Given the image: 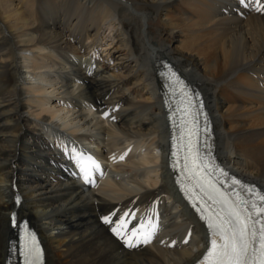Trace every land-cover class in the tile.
<instances>
[{"label":"bare ground","instance_id":"obj_1","mask_svg":"<svg viewBox=\"0 0 264 264\" xmlns=\"http://www.w3.org/2000/svg\"><path fill=\"white\" fill-rule=\"evenodd\" d=\"M166 63L203 97L218 160L264 190V0H0V264L25 217L46 264L205 254L169 166ZM87 151L94 185L73 159ZM137 208L162 230L130 249L112 229Z\"/></svg>","mask_w":264,"mask_h":264},{"label":"snow or ice","instance_id":"obj_2","mask_svg":"<svg viewBox=\"0 0 264 264\" xmlns=\"http://www.w3.org/2000/svg\"><path fill=\"white\" fill-rule=\"evenodd\" d=\"M189 135L194 136L195 132L190 131ZM73 159L80 171L84 173L86 181L89 180L90 174L99 168L95 160L83 153H77ZM199 161L195 141L190 140L189 154L184 157L183 167L187 170L189 177L195 179L196 187L200 188L207 199L220 206L215 213L203 216L211 231V238L206 254L199 264H264V194L254 193L255 201L245 200L236 194V200L232 201L206 178L203 172V167L206 165L202 166ZM232 183L240 184L241 182L233 180ZM248 191L253 190L248 189ZM256 201L261 203L258 204ZM198 211L208 212V209H198ZM105 223L112 224L113 221L105 218ZM129 223V218L125 216L115 223L112 231L122 238L127 235L126 242L129 247L151 242L155 225H150L153 231H145L149 225L141 223L138 228L130 229ZM27 250L36 261L40 260L42 252L34 237L31 239V244L27 246Z\"/></svg>","mask_w":264,"mask_h":264},{"label":"rangeland","instance_id":"obj_3","mask_svg":"<svg viewBox=\"0 0 264 264\" xmlns=\"http://www.w3.org/2000/svg\"><path fill=\"white\" fill-rule=\"evenodd\" d=\"M32 11H33V9H32Z\"/></svg>","mask_w":264,"mask_h":264}]
</instances>
